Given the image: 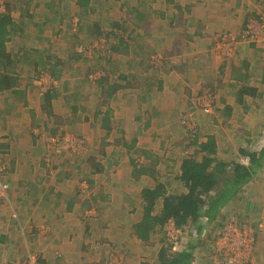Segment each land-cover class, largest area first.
<instances>
[{
    "label": "crops",
    "instance_id": "crops-1",
    "mask_svg": "<svg viewBox=\"0 0 264 264\" xmlns=\"http://www.w3.org/2000/svg\"><path fill=\"white\" fill-rule=\"evenodd\" d=\"M108 1L109 5L105 0H0V166L10 184L8 197L0 198V264L25 262L29 254L41 264H103L105 249L115 255L117 264L123 259L119 254L127 258L125 264H150L144 258L153 259L149 248L153 232L148 241L142 240L135 226L144 214L143 189L158 182L142 185L139 180L156 175L164 162L177 158L167 147L184 142L186 134L178 130H184L181 119L192 117L191 99L203 84L221 91L220 103L231 112L224 115L218 109L212 116L221 115L214 122L226 126L219 133L226 139L218 136L219 130L212 133L225 146L223 153L219 151L221 159L250 169L248 155L262 156L251 179L228 205L239 210L241 226L251 220L243 205L250 209L255 204L248 213L254 214L255 235L262 238L252 250L250 264H264V115L258 112L264 105V48L250 47L253 44L243 40L229 60L211 53L217 35L237 30L250 7L260 11L264 2L120 0V5L119 0ZM125 9L133 21L129 12L145 13L135 28L143 27L150 36L146 44L160 54L161 64L134 67L127 54H120V73L135 77H128L131 81H122L123 88L108 95L107 89L89 80L91 61L83 63L76 47L85 38L101 43L97 31L109 27L96 23L98 19ZM117 15L115 20H120ZM78 66L81 72L76 79ZM38 75L57 79L46 86V92L36 81ZM221 80L226 90L218 86ZM239 80L243 86H238ZM121 110L124 117L117 125ZM107 114L114 123L110 133L102 125ZM117 129L120 138L115 137ZM64 131L61 136L71 132L76 139L82 137L78 139L82 147L63 141L62 150L54 153L49 136ZM133 140L147 155L128 150L125 143ZM103 142L113 149L105 151L99 146ZM189 149L182 152L177 168L166 164L171 174L179 172ZM133 159L141 161L137 167L144 166L147 173L137 176ZM95 165L101 170L94 172ZM159 201L163 206L161 198L156 206ZM169 223L175 225L173 220ZM246 230L254 234L251 227ZM192 264L202 262L195 256Z\"/></svg>",
    "mask_w": 264,
    "mask_h": 264
},
{
    "label": "trees",
    "instance_id": "trees-1",
    "mask_svg": "<svg viewBox=\"0 0 264 264\" xmlns=\"http://www.w3.org/2000/svg\"><path fill=\"white\" fill-rule=\"evenodd\" d=\"M84 1L86 0H82V2ZM142 5L144 4L142 3ZM136 14L137 16L134 15L136 17L134 24L137 25V20H143L145 13L137 11ZM123 24L122 22L115 21L112 24L113 27L108 31H97L103 46L96 47L102 49L96 52L95 55L91 57L85 56L83 55V51H78L82 59H90L89 61L98 59V66L95 71H99L100 73H98L96 79L91 80H94V83L103 89H107L108 95H112L117 90L123 88L122 81H131L128 77H135L133 73H130L131 76L121 74L117 66L120 59L119 55L130 53L132 50L129 48L132 46V43H136V40L140 37V33L135 27H124ZM134 47L137 46L134 44ZM159 56L160 54L157 51L152 52L148 60L149 65L157 67L156 59ZM140 57L141 54L135 59L137 65L140 64ZM89 72L91 73V70ZM247 91L251 92V89H247ZM238 97L242 98L239 95ZM193 99L194 97L191 99V104L193 103ZM229 111L230 108L225 107V109H222L224 115H230L231 112ZM259 113L264 115V109ZM189 120L190 125L187 126L181 119V125L184 128V134H186L182 139L186 142V146L193 148V152L183 159L180 170L175 175V180L187 187V191L181 194H167L165 184L160 182L154 188L143 189L144 214L141 221L135 226L137 237L142 240L148 241L152 232H155L157 228H163L171 220L174 221L178 228H184L187 224L191 225L193 238H202L203 232L208 225L213 224L215 221L221 224L225 220L224 215H222V208L228 205L238 194L241 185L251 179L252 170H256L260 164V160H262L261 154H249L248 156L252 162V167L249 169L237 161L221 159L219 151L223 153L225 146L220 143L216 134H206L205 139L202 140L200 127L196 131L193 130L197 126L196 117H190ZM102 125L106 128L107 133H110L114 123L109 119V115L105 117ZM56 133L49 137L61 136L65 134V131ZM79 138L81 139L82 137L79 136ZM132 143H129L130 145L127 142L125 143V146H127L129 151H132V154L147 155L144 150L135 147L134 140ZM262 152L264 153V151ZM89 161L93 164L94 157L90 156ZM132 165H134L136 170L138 169L136 171L137 176L147 173V169L144 166L137 167L140 163L135 161V159L132 160ZM95 166L94 172L101 170L98 165ZM159 198L163 200V206L160 211H156V204ZM244 207L248 208L249 206ZM234 213H239V210H234ZM240 217L239 215V219L236 221L240 220ZM199 244L200 241L192 239L188 242L186 248L173 252V245L171 243V247L167 245L165 249L160 251L154 264H192L195 259L196 246Z\"/></svg>",
    "mask_w": 264,
    "mask_h": 264
},
{
    "label": "rangeland",
    "instance_id": "rangeland-1",
    "mask_svg": "<svg viewBox=\"0 0 264 264\" xmlns=\"http://www.w3.org/2000/svg\"><path fill=\"white\" fill-rule=\"evenodd\" d=\"M119 2H120V0H119ZM258 2H260L262 4L264 2V0H259ZM258 2L256 1V4ZM104 4L109 5L110 3L108 0H105ZM261 4H259V5H261ZM115 5H117V4H115ZM120 5H123L122 1L120 2ZM96 7L99 9L98 5ZM251 9H252V7H250L249 12L247 11L249 15L246 17L244 23H241L237 30H229V31H226L225 34L231 33L232 36L239 37L244 29L246 30L248 27H250V29L252 30V33L254 34V36H256L255 39L252 37L251 40H247L248 43H250L249 45L253 44L250 47L254 48L255 45H258L259 48L263 50V48H264V3H263V7L260 9V11H257V8H255L253 11H251ZM119 12L120 13L117 15L116 10H113V13H110L107 16L100 17L96 23L103 24L104 26L109 27V28L104 29L105 31H108L109 29H111L109 25H112L115 21L116 22H122L121 19H123V21H124V22H122V24L126 23V24H123L124 27H129V28L135 27L136 24H134V21L129 16L128 11L126 9L121 10ZM129 13H132L133 15H135L136 12H129ZM116 15H117V17H120V20L119 19L115 20ZM134 18L136 19V17H134ZM106 19H107V21H105ZM141 25H142V23H141ZM112 27H113V25H112ZM135 29L139 30L138 32L140 33V37L136 40V43H132V46L129 48L132 51H130V53L127 54L128 58L130 60V62H128V63L131 65H134V67L139 66L140 68H145L149 65L148 60H149L150 54L152 52H154L153 49L150 50V48H149L152 45L146 44L147 39H151V38H150V36L148 37V35L146 36L145 30L143 27L137 26ZM219 35H221V34H219ZM80 40H82V39H79L78 43L80 42ZM84 40H85L84 41L85 43L83 42L82 44H77V47H76L77 53H79L78 51H80V49L82 48L83 50H81V51H83V55H85V56L87 55V56L91 57V56L95 55L96 52L101 51L102 48H100V47L96 48V47L97 46H103L102 43L93 44L95 42V40L93 41L90 38H85ZM239 43L236 45V48L232 54H230L232 52L231 51V52H229L230 55H228V54L225 55L223 52L224 51H225V53L227 52L226 47L224 46V48L221 49L220 47L217 46V44L215 42V45H213L211 48V53L216 54V55H220V57L225 59V60H229L232 57L236 56L238 46L240 45ZM134 44L137 47H134ZM137 50H138V52H136ZM140 54H141V57H140L141 60L139 61L140 64H138V66H137V62H135V59ZM94 58H97V57H94ZM89 60L90 59H88V62H90ZM97 60H94L95 62L91 61L90 65H88L90 70H91L89 80L96 79L98 77V73H100L99 71H95L96 67L98 66ZM88 62H86L85 58H83V63H88ZM99 63H101V62L99 61ZM160 64H161V60L159 62V65ZM120 65L122 66V68H124V69L126 68V64L120 63ZM137 69H139V68H137ZM79 72H81V71L79 70V66H78V67H76V71L74 72L75 77H77L76 79H79V77H78ZM228 76H230V75H228ZM228 76H227V79H230V77H228ZM55 79H57V78H55ZM55 79H51V78H49V76H45V75H40V76L38 75L36 77V81L37 82L39 81V83H41V87H42L41 89H43V90L45 89L46 92L49 89V87H46V86H50V84L52 82H55ZM47 80H48V82H47ZM93 81L94 80H92L91 82H93ZM237 82L239 83L238 86L244 85V83H243L244 81L239 80ZM251 83H252V81H251ZM93 86H94V88H96L95 87L96 84H94ZM218 86H223L221 89L226 90L225 89V82H223V80L218 82ZM204 87L211 88V91L214 94L215 102L217 103L218 108L215 110L214 114L213 113L212 114H209V113L205 114L200 108L198 109V108L194 107L193 103H192L191 108L195 112L196 121H197V124H196L197 126L194 128V130L196 131L198 129V127H200V134H201V136H203V138L206 134L216 133V131L219 130V132H217L218 136L222 137V139H226V135H220L219 134L220 132L225 131L226 126L224 124L221 125L220 123L217 124L214 122V120L215 119L217 120L218 117L220 118L221 115L218 114V117H212V116H215L217 114L218 109L222 110L224 107L220 103L221 100H220V96H219V95H221L222 92L221 91L218 92V90H216V87L212 86V85L208 86L207 84H203L201 88H204ZM226 88H228V87H226ZM229 88H230V84H229ZM195 98H196V96H194V99ZM263 109H264V105H263V107L258 109V112H260ZM194 112L191 115L192 117H194ZM119 113H120V114H118L119 119H118V117L116 118V120L118 119L117 125L120 124V119L122 117H124V115H123L124 112L122 110L119 111ZM200 114L206 115L205 116L206 118L205 119L202 118ZM125 119H126V117H125ZM188 121L190 124L189 119H188ZM189 124H185V125L188 126ZM120 130L121 129L116 130V132H115L116 138H120L122 136V133ZM178 130L180 131V133H183L182 135H184L185 131L182 128H180ZM69 133L70 134H68L67 136H69V139H71L70 144H72L75 148H77L78 145L76 144V142H77L76 134L71 133V132H69ZM180 133L175 132V135H178ZM236 133L240 134L241 132L237 131ZM117 140H119V139H117ZM83 142L86 143L85 141H83ZM185 144H186V142H183L180 144H178V143L177 144L173 143L171 145L169 144V146L167 148L169 150H174V152L177 155V158H175V160L170 159L169 160V161H171L170 163H168V161L164 162L165 165H163L162 167H164L165 170L161 169L160 171H157L156 175L154 174L153 176L148 175L147 177H144V180H139L140 183H142V185H149V184L157 183V182L163 183V184H165V187L167 189V194H170V193L171 194H180L183 191H187V187H185L181 182L175 180L176 179L175 178L176 170H173L174 172H172V174H171V171H172L171 167L166 165V164L173 165L174 167L177 168V163H178V161L181 160L182 152L185 151V149H187V150L189 149V148H187L188 146H186ZM238 145H240V144H238ZM99 146L102 148H108L109 150L113 149L112 144L106 145V144H104V142L101 145L99 144ZM235 148H238V147L234 146V149ZM192 152H193V148H190L188 155H190ZM110 153H111V151H110ZM239 160H241V158H239ZM173 161H175L176 164H174ZM137 162H139V161H137ZM139 163L141 165V161ZM123 175L126 176L125 172H123ZM231 205L232 204L228 205L227 208H223V213H225V215H227V218L225 217V220L221 224H219L218 221H215L213 224L208 225L203 232L204 234H203L202 238H193V236L191 234V230H193L192 226L188 225V224L184 226V231H182L181 229L179 231V229L175 225L173 226V224L169 223V222L163 228H157L155 230V232H153V236H152V240H151L152 242H150L151 246L149 247L153 253L154 261L152 264H154L156 262L155 259L159 256L160 251L162 249H165V247L167 245L170 246V244L172 243V245H173L172 251L177 252L179 250H183V248H186L188 245V242L191 241L192 239H195L196 241H200V244L196 246L197 253L195 254V256H198V261H201L202 264H209L214 259L215 255L221 254V251L219 249L223 248L227 243H229L230 238L235 237L237 235H243L245 229H248L251 227L253 229V233H254L253 239L251 240L250 243H248V248H250L251 250H250L249 254L247 251L246 259H245L244 263L248 261V258H249V262H250L251 259L254 258V252L253 251L255 249V245L257 247V244L260 242V240L262 238V234H260V236L257 234L258 237L255 235V231H254L255 226L252 225L253 221H255L253 219L254 214L250 215L248 213V211H250V212L253 211L251 208L255 209V207H254L255 204L250 209H246L247 207H244V205H243V209L247 213V214H245L246 218H251V220H249V222H246L245 224H242L241 226L239 225L241 223V221L240 220L236 221L237 219H239L238 216L240 215V213H234V207H232ZM239 206L241 208L242 204L240 205V203H239L238 207ZM161 208H162V202L159 201V206H156V211H160ZM240 219H241V217H240ZM232 224H234V225H232ZM261 229H262V227H261ZM263 229L261 230V232L264 233ZM163 239H164V242H163ZM252 245H253V247H252ZM142 247H144V246L140 245L139 249H141ZM252 253H253V257H252ZM105 254H106V256L104 258H101V261L103 262V264H117L114 262L116 260V258H114L115 255H112V252H110V250L105 249ZM128 254H130V253H127V255ZM117 256L119 258H123L122 261H119V264H125L126 263L127 258H124L120 254ZM153 259L149 256V258H144V261L150 262V264H151Z\"/></svg>",
    "mask_w": 264,
    "mask_h": 264
},
{
    "label": "built area",
    "instance_id": "built-area-1",
    "mask_svg": "<svg viewBox=\"0 0 264 264\" xmlns=\"http://www.w3.org/2000/svg\"><path fill=\"white\" fill-rule=\"evenodd\" d=\"M0 6L3 7V5ZM252 37L255 39L256 36H254L252 30L250 29V27H248L246 30L244 29L242 31L239 37L232 36L231 33L228 34L223 33L221 35H217L214 39L218 47H220L221 49H223L224 46L226 47L227 52L225 53L224 51L223 53L225 55L227 54L230 55L233 53V51L236 48V45L239 42L243 40L244 41L251 40ZM81 50L83 49L81 48L80 51ZM229 52L231 53L229 54ZM160 60H161L160 57L156 59L157 65H159ZM195 96L196 98L193 99V106L198 109L200 108L204 113L212 114L218 108L217 103L215 102L214 94L211 91V88L209 87L200 88V90ZM189 118L190 117H182V122L184 124H189L188 121ZM78 139L76 142V144L78 145L77 148H81L82 144ZM70 140L71 139H69V136L67 135L51 136L49 137L48 142L51 147V150L54 153H59L62 150L63 141L71 142ZM86 188H87L86 186H83V192L86 191ZM9 191H10V184L5 177L4 168L0 166V198H7L9 195ZM252 239H253V234L251 233V231L245 229L243 235H237L235 237L230 238L229 243H227L223 248L219 249L221 251V254L215 255L214 259L209 264H249L251 262V261L249 262V258L248 261L246 260L247 262L244 263V261L246 259L247 251L248 254L250 253L251 249L248 248V243H250ZM19 264H40V262L34 254H29L26 261Z\"/></svg>",
    "mask_w": 264,
    "mask_h": 264
},
{
    "label": "clouds",
    "instance_id": "clouds-1",
    "mask_svg": "<svg viewBox=\"0 0 264 264\" xmlns=\"http://www.w3.org/2000/svg\"><path fill=\"white\" fill-rule=\"evenodd\" d=\"M178 228V227H177ZM179 230L181 229L182 231H184V228H178ZM172 249H173V246H172Z\"/></svg>",
    "mask_w": 264,
    "mask_h": 264
}]
</instances>
